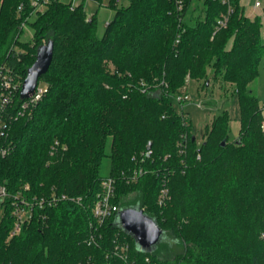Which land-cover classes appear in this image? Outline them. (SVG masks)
Returning <instances> with one entry per match:
<instances>
[{
    "label": "trees",
    "instance_id": "trees-1",
    "mask_svg": "<svg viewBox=\"0 0 264 264\" xmlns=\"http://www.w3.org/2000/svg\"><path fill=\"white\" fill-rule=\"evenodd\" d=\"M33 1L0 0V66L23 81L37 47L53 42L38 78L46 92L0 137V148H9L0 155V264H148L146 256L149 264H264V115L248 88L264 53L260 17L229 0L226 24L215 29L226 11L219 0H200L191 11L192 0L181 11L175 0H109L114 14L98 36L84 1L46 0L38 8ZM26 23L32 37L22 41ZM209 77L232 86L239 129L228 138L222 109L197 145L173 97L185 92L186 78L206 85ZM23 100L18 92L10 111ZM105 155L119 209L143 207L162 228L156 251L141 250L116 214L95 223L90 205ZM162 187L169 197L158 205ZM19 190L29 199L54 191L81 202L35 207L9 236ZM117 243L127 246L125 259ZM174 245L180 250L171 252Z\"/></svg>",
    "mask_w": 264,
    "mask_h": 264
},
{
    "label": "rangeland",
    "instance_id": "rangeland-1",
    "mask_svg": "<svg viewBox=\"0 0 264 264\" xmlns=\"http://www.w3.org/2000/svg\"><path fill=\"white\" fill-rule=\"evenodd\" d=\"M64 3L72 2L76 5L80 1H84V10L87 15L95 14L96 15V34L101 36L107 21L111 19L114 14V9L108 6L109 0H60ZM200 0H192L189 11L194 8ZM254 0H243L245 10L251 8V4ZM261 8L256 12V15L260 17L262 21L261 26V37L264 39V0H260ZM128 0H117L116 4L118 6L126 5ZM244 13V12H243ZM33 18V16H31ZM30 18V19H31ZM32 37V28L26 23L23 25V32L19 37L22 41L31 40ZM17 50H20L19 46L15 47ZM40 84H42L40 82ZM185 92L187 93V99L181 103H176L173 101V105L176 110L183 108L184 111L188 113L191 125L193 127V134L196 139V144L199 145L204 137L206 127L211 122L213 116L217 114L222 109L228 111L230 121H229V133L228 138L233 139L238 134L239 129V106L238 98L235 94H232V86L227 82H222L220 80H212L210 77L206 85H203V80H190L186 78L185 83ZM248 88L258 99V103L262 108V115H264V53H262L260 62L258 64V73L257 76L248 84ZM262 127H264V121H262ZM106 153H109V145L106 146ZM110 172V158L108 155L102 157L99 174L102 177H107ZM3 207H0V217L3 214ZM165 239V235H161L158 243L150 246L148 248L149 252L156 251L158 249L159 242ZM174 248L171 252L180 250L178 245H174ZM159 255L164 254L163 249H159Z\"/></svg>",
    "mask_w": 264,
    "mask_h": 264
},
{
    "label": "built area",
    "instance_id": "built-area-1",
    "mask_svg": "<svg viewBox=\"0 0 264 264\" xmlns=\"http://www.w3.org/2000/svg\"><path fill=\"white\" fill-rule=\"evenodd\" d=\"M46 0H34L33 5L38 8L43 2ZM222 4L226 5V11L221 13L216 21L215 29L220 27H224L228 18V14L231 12L232 7L230 5L229 0H219ZM175 5L177 10L181 11L183 7V0H175ZM254 6H260V0L254 1ZM40 81L37 82L34 93L30 95L28 98H25L16 109L15 112L10 111V107L13 103V100L16 94L20 91V87L22 84V80H20L19 76L12 74L8 69L0 66V137L3 136L8 128L10 121L13 118H16L18 115H22L24 111L30 106L35 105V103L41 99L42 95L46 92V85ZM176 103H181L187 99V93L181 92L176 94L173 97ZM58 141L55 140L54 144L51 145V148L56 146ZM149 142L147 145L149 146ZM9 151L8 147L0 148V155L3 156ZM150 149L148 148L144 152V156H149ZM136 175L135 173L133 174ZM24 189L28 188V185L23 186ZM6 196V190L3 185H0V202L4 200ZM115 196V180L112 176L108 175L107 177H103L101 181L100 190L96 193V196L93 200V203L90 205L91 212L93 217L95 218V223H101L105 218L115 215L119 207L117 203L113 201ZM167 188L162 187L159 195L157 197L158 205H162L165 200L168 198ZM62 200H71L76 203L81 202L80 196H71L66 193H57L51 191L48 194L40 195V196H32L30 199L26 198L22 193V190L17 191L14 195V199L12 200V210L11 214L14 218L12 229L9 232V236L16 234L20 231L21 226L30 220L32 215L33 208L43 209L48 206L56 205L58 202ZM143 208V207H142ZM89 239L94 240L93 235L91 234ZM125 244H116L115 249L116 253L121 258H126V248ZM145 262L149 264V257H145ZM134 264V263H131Z\"/></svg>",
    "mask_w": 264,
    "mask_h": 264
},
{
    "label": "water",
    "instance_id": "water-1",
    "mask_svg": "<svg viewBox=\"0 0 264 264\" xmlns=\"http://www.w3.org/2000/svg\"><path fill=\"white\" fill-rule=\"evenodd\" d=\"M53 42L48 40L40 44L36 49L35 59L27 68L22 81L19 96L21 99L28 98L34 93L38 78L43 74L52 59ZM224 144V141L221 142ZM115 224L119 225L127 233L131 234L137 246L141 250L149 251L148 248L158 243L163 233L154 217L147 215L142 207H124L116 213Z\"/></svg>",
    "mask_w": 264,
    "mask_h": 264
},
{
    "label": "crops",
    "instance_id": "crops-1",
    "mask_svg": "<svg viewBox=\"0 0 264 264\" xmlns=\"http://www.w3.org/2000/svg\"><path fill=\"white\" fill-rule=\"evenodd\" d=\"M255 1V0H254ZM239 3H240V5L242 6V9H243V12H244V14L246 15V16H248V17H254L255 15H256V11L259 9V8H261V2H260V6H254V2L251 4V8L250 9H248L247 11L245 10V7H244V4L245 3H243V0H239Z\"/></svg>",
    "mask_w": 264,
    "mask_h": 264
}]
</instances>
